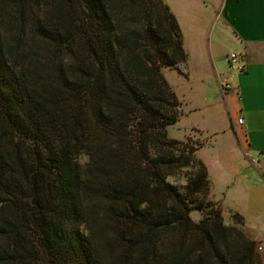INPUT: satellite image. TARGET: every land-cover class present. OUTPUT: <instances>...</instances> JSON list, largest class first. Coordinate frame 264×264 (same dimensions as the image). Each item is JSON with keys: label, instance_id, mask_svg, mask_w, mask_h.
<instances>
[{"label": "trees", "instance_id": "obj_1", "mask_svg": "<svg viewBox=\"0 0 264 264\" xmlns=\"http://www.w3.org/2000/svg\"><path fill=\"white\" fill-rule=\"evenodd\" d=\"M187 56L164 0H0V264L261 263L168 137Z\"/></svg>", "mask_w": 264, "mask_h": 264}, {"label": "rangeland", "instance_id": "obj_2", "mask_svg": "<svg viewBox=\"0 0 264 264\" xmlns=\"http://www.w3.org/2000/svg\"><path fill=\"white\" fill-rule=\"evenodd\" d=\"M164 1L188 38L186 64L179 69H163L166 80L182 103L179 122L168 128V137L196 144V158L204 163L209 173V199L217 203L225 225L239 227L249 239L257 242L260 264H264L260 234L253 235L243 213L237 212L245 210L246 206L245 199L239 198L249 181H243L242 176L248 173L258 178L262 176L257 174L255 167L247 168L250 163L230 131L233 124L226 117H215V112L225 107L221 85L229 78L231 54L240 56L239 45L224 19L216 13L215 8L221 0ZM218 72L221 77L217 76ZM237 161L241 163L240 168H237ZM186 175L187 170H180L173 180L184 185ZM235 196L238 207L230 205ZM192 217L199 221L204 216L195 212Z\"/></svg>", "mask_w": 264, "mask_h": 264}, {"label": "crops", "instance_id": "obj_3", "mask_svg": "<svg viewBox=\"0 0 264 264\" xmlns=\"http://www.w3.org/2000/svg\"><path fill=\"white\" fill-rule=\"evenodd\" d=\"M215 9L233 33L240 48L238 61L245 67L243 72L234 71L229 60V78L221 85L225 107L215 112V117H226L233 124L230 131L250 163L247 168L255 167L262 176L258 178L253 173L242 176L243 181H249L239 198L245 199L246 206L237 212L243 213L253 235L260 234L264 251V0H221ZM184 45L187 49L185 34ZM217 76L222 74L218 72ZM225 81L230 89L223 88ZM239 119H243L242 125L238 124ZM238 161L236 165L240 168ZM236 196L230 200L234 207L239 205Z\"/></svg>", "mask_w": 264, "mask_h": 264}, {"label": "built area", "instance_id": "obj_4", "mask_svg": "<svg viewBox=\"0 0 264 264\" xmlns=\"http://www.w3.org/2000/svg\"><path fill=\"white\" fill-rule=\"evenodd\" d=\"M230 60H231V69L234 70V71H238V72H243L245 70V67L240 63V61H238V57L237 55L234 53V54H231L230 56ZM223 88L224 89H230V85L228 83V81H225V83L223 84ZM244 122H243V119H239L238 120V124L239 125H242Z\"/></svg>", "mask_w": 264, "mask_h": 264}]
</instances>
